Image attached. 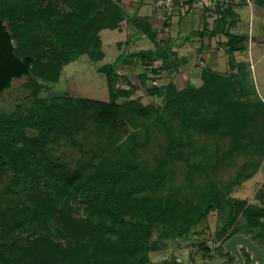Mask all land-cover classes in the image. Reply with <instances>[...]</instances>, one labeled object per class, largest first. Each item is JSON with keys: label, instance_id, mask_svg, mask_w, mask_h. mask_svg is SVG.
Returning <instances> with one entry per match:
<instances>
[{"label": "trees", "instance_id": "trees-1", "mask_svg": "<svg viewBox=\"0 0 264 264\" xmlns=\"http://www.w3.org/2000/svg\"><path fill=\"white\" fill-rule=\"evenodd\" d=\"M233 11L195 36L227 38L231 72L240 74L243 90L248 72L234 54L245 36L229 33ZM124 22L113 0H0V102L26 79L12 109L0 104V264H152L151 253L161 249L153 230L188 236L215 210L227 213L222 255L237 234L261 240L249 229L264 228V206L231 197L222 203L215 187L224 182L228 194L264 160V103L241 94L237 77L205 68L199 86L179 87L172 74L185 58L170 40L159 42L150 24L133 21L155 49L124 53L99 68L109 102L40 99L42 82L57 83L71 62L103 61L101 32L121 30ZM120 66L140 68L141 85L162 102L132 99L137 87H121ZM164 73L170 80L153 86ZM246 145L258 147L255 166Z\"/></svg>", "mask_w": 264, "mask_h": 264}, {"label": "rangeland", "instance_id": "rangeland-1", "mask_svg": "<svg viewBox=\"0 0 264 264\" xmlns=\"http://www.w3.org/2000/svg\"><path fill=\"white\" fill-rule=\"evenodd\" d=\"M143 5L144 7L140 12L141 14L148 12L150 15L152 11H157L153 8L152 1H150V3L143 2ZM244 11L245 15L242 11L239 12L242 14L241 20L238 21L235 27L232 26L229 31L231 34L234 33L245 36L242 50L234 54L235 62L244 64L248 72V88L245 87L243 90L242 83H240L242 82L240 74L232 75L231 72L226 37L218 36L209 45L202 42L199 36H195V33L199 30L194 27L195 29L192 30V40L184 41L183 39L185 36L188 37L185 30L180 32L178 27L177 29L174 27V23L180 24L181 22L178 18L172 20L167 31H161L164 23L162 19L156 27V30L159 31V40H173L172 51L177 52L181 58L188 60V63L192 65V70L197 69L195 74L198 79H200L199 76L203 69H218L221 75L227 76L229 74L232 81L234 77H237L235 81L238 83L236 85L237 88L241 90V94L243 92H248V95L250 94L252 96V101H255V98H257L258 101L260 99L264 103V48H260L261 46L258 44L260 34L264 35V33H261L256 19L251 23L249 10L247 9ZM157 13L159 17H163L164 15L161 11H157ZM210 19L211 18L208 20V28L216 29L218 26L217 20L213 18V20ZM262 30H264V28ZM177 32H179V34H176ZM250 33L253 39L251 46L249 45L248 37H246V35L249 36ZM101 37L105 54L103 61L96 63L86 58H78L71 62L64 68L61 78L57 83L42 82L40 99L48 103L56 97L69 96L73 98H86L100 102H109L110 96L106 80L104 75L99 72V68L104 65L115 64L118 58L124 53L128 54L155 49V45L150 39L146 36L134 34V31L130 30H124L123 32L119 30H104ZM188 38L191 39L190 36ZM119 42L125 43L119 45L120 50L117 46ZM123 44L125 48L122 47ZM155 64L157 69L161 66L159 62ZM215 64L219 66L217 67ZM139 69L140 68L130 70V68H124V70L120 71L119 82L121 87L129 90L131 86H136L137 88L132 95V99H139L144 105H159L162 100L158 96L149 93V89L142 86L137 78L140 73ZM179 72L180 71L172 74V80L179 82L177 83L179 87H185L187 83H180L178 80L180 77ZM151 78H153L152 75ZM198 79L194 82V86H199L201 84V81H198ZM239 79L241 80L238 81ZM169 80L167 74L164 73L163 76L161 75L159 79H154L153 82L157 84V87H161ZM153 82L152 85L154 86ZM25 83L26 79L16 81L13 91L4 95L0 102L4 110L12 109L16 97L20 95L19 93H21V91L24 92ZM243 98L241 99L242 102L246 103L251 101V99ZM263 110L264 107H262L261 111L263 112ZM262 123L263 121H261V125H264ZM257 148L256 145H248L245 149L244 154L248 159V164L251 166H255L259 163L260 156L256 153L258 150ZM262 183H264V168L251 179L244 182V184L233 188L228 194L224 189V182H216L215 187L217 188L216 190L221 191L222 203L225 202L228 197H231L238 200H245L249 204L264 206L260 199L261 193L264 192V184ZM224 216H222L220 210H215L210 213L207 220L202 221L198 227L193 229L191 234L184 237L177 236L167 229L153 230L152 237L161 249L157 253H151L152 264H227L230 258L225 252L223 255L221 253L222 242L226 238L224 226L227 213H224ZM249 233L256 234L257 237L264 241V228H250ZM261 240L257 239L255 241L261 243ZM200 245H206L210 249V253H208L207 256H204V253L199 248ZM251 264L254 263L251 262Z\"/></svg>", "mask_w": 264, "mask_h": 264}, {"label": "crops", "instance_id": "crops-1", "mask_svg": "<svg viewBox=\"0 0 264 264\" xmlns=\"http://www.w3.org/2000/svg\"><path fill=\"white\" fill-rule=\"evenodd\" d=\"M113 1H115L119 5L122 13L124 14V18H125L124 25L121 28V30H119L120 32H123L124 30H130V31H134V34H137V35L141 34L142 35V33L140 31V27L135 26L133 24V21H138L140 24L143 23L145 25L150 24L154 31H155L156 27L159 25V23L162 21V18L159 17V15L156 11H152L150 15L148 12H146L145 14L140 13L142 8L144 7V5H143L144 0H113ZM247 9L249 10V13L251 15L250 21L251 20L254 21V19H256L258 22V27L261 30V33L262 32L264 33V30H262L264 28V3L259 4L258 0H239L237 2L236 6L233 9L234 10L233 12L235 13L233 18L236 20L234 27L237 25L238 21L241 20V18H242V14L239 12L242 11V13L245 15L244 10H247ZM199 12L200 11H197V12H194L193 14H190L186 17L179 18L178 20L181 21L180 24L174 23V27H176V29L178 27V30L180 32H183L185 30L188 37L190 36L191 39H189L188 37L185 36V38L183 39L184 41L185 40L186 41L192 40V38H193V36H192L193 31L192 30L195 29L194 27H196L197 30H201L205 26L208 27L209 18L204 16L203 12H201V13H199ZM210 20H213V19L211 18ZM209 30L211 31V30H213V28H211ZM102 32H101V34H102ZM176 34H179V32H177ZM232 34H234V33H232ZM234 35L244 36V35H240V34H234ZM142 36H144V35H142ZM246 36H248V35H246ZM101 39H102V37H101ZM157 40L159 42H164V41H161V39L160 40L157 39ZM102 42H103V40H102ZM172 42H173V40H170L171 45H172ZM202 42H205L206 44H209V45L212 43V42H210V40L208 38H205ZM121 43H124V42H119L117 44L119 50H120L119 45H121ZM124 44L122 47L125 48ZM258 44H259V46H261L260 48H264V35L260 34V40H258ZM215 65L217 67L219 66L218 64H215ZM191 67H192V65H190V63H188V60L183 61V65L179 68L180 77L178 80L180 81V83L186 82L187 84L189 83L190 85L194 86V82L196 81V79H198L197 75L195 74L196 73L195 71L197 69L192 70ZM124 68H130V70H134V68H132V67L120 66L118 68V72L120 73V71L124 70ZM216 70L218 71V69H216ZM199 78L200 79H198V81L199 80L201 81V74H200ZM262 168H264V160L262 161L261 166H260L257 173H259L262 170ZM262 184H264V183H262Z\"/></svg>", "mask_w": 264, "mask_h": 264}, {"label": "built area", "instance_id": "built-area-1", "mask_svg": "<svg viewBox=\"0 0 264 264\" xmlns=\"http://www.w3.org/2000/svg\"><path fill=\"white\" fill-rule=\"evenodd\" d=\"M150 1H152L154 9L164 13L161 17L164 20L161 31H167L169 26H166V24L170 25L174 18H183L197 11L203 12L204 16L208 18L218 19L230 8L234 9L238 2V0H144V2L149 3ZM252 42L253 39L250 33V46ZM153 83L155 86L157 85L155 82Z\"/></svg>", "mask_w": 264, "mask_h": 264}, {"label": "water", "instance_id": "water-1", "mask_svg": "<svg viewBox=\"0 0 264 264\" xmlns=\"http://www.w3.org/2000/svg\"><path fill=\"white\" fill-rule=\"evenodd\" d=\"M223 249L234 259L232 264H247L243 250L254 264H264V244L255 241L253 235L237 234L224 244Z\"/></svg>", "mask_w": 264, "mask_h": 264}]
</instances>
